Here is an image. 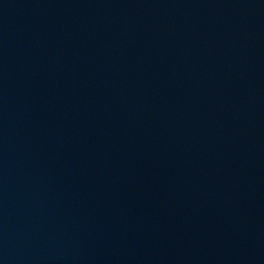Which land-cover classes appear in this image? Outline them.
<instances>
[{
  "label": "water",
  "instance_id": "obj_1",
  "mask_svg": "<svg viewBox=\"0 0 264 264\" xmlns=\"http://www.w3.org/2000/svg\"><path fill=\"white\" fill-rule=\"evenodd\" d=\"M0 264H264V0H0Z\"/></svg>",
  "mask_w": 264,
  "mask_h": 264
}]
</instances>
